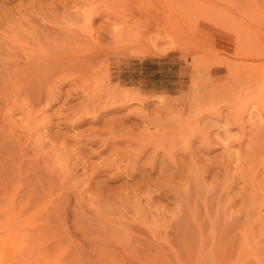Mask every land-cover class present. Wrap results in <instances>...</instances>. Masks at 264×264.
Listing matches in <instances>:
<instances>
[{
    "label": "rangeland",
    "instance_id": "1",
    "mask_svg": "<svg viewBox=\"0 0 264 264\" xmlns=\"http://www.w3.org/2000/svg\"><path fill=\"white\" fill-rule=\"evenodd\" d=\"M117 2L0 0V264H264V0Z\"/></svg>",
    "mask_w": 264,
    "mask_h": 264
},
{
    "label": "bare ground",
    "instance_id": "2",
    "mask_svg": "<svg viewBox=\"0 0 264 264\" xmlns=\"http://www.w3.org/2000/svg\"><path fill=\"white\" fill-rule=\"evenodd\" d=\"M76 0H74V3H75ZM78 1H81V0H78ZM83 1V0H82ZM92 1V0H91ZM97 1V0H96ZM106 1V0H105ZM122 7L119 6L120 9H123L124 8V11H123V14L121 16H119V21H116V20H113V16L111 17L110 16V11L112 9V11L114 10V12L116 11L114 8H112V5L110 7V5L108 6H104V7H101V9H104V11L102 10V13H103V16L106 20V22H108V25H110L111 27V30H110V33H111V39L113 41H119L121 40L123 37H125L126 35H128L131 31V25H129V23L132 21V19L135 17L136 18V15L135 14H132L130 13L129 11V8L132 4V1L133 0H119ZM143 1V0H142ZM149 1V0H147ZM151 1V0H150ZM137 2V1H136ZM72 3V2H71ZM79 3V2H78ZM103 3V2H101ZM100 3V4H101ZM107 3V2H106ZM105 3V4H106ZM109 3V2H108ZM118 3V2H117ZM120 3H118L120 5ZM66 4V3H65ZM81 4V3H80ZM88 4V3H87ZM95 4V2H94ZM93 4V5H94ZM147 4V3H146ZM68 5V4H67ZM84 5V4H83ZM97 5V4H96ZM96 5L95 6H92L91 8H87L85 11H83V13H80L83 14L82 18H84V25L83 26V29L85 27V30L87 31L86 33H88L89 37L90 38L92 36L93 33H91V24H92V19L93 17L95 16V14H97L96 12ZM104 5V4H103ZM85 6V5H84ZM80 7V6H79ZM80 8H85V7H80ZM148 8V7H147ZM71 9V8H70ZM75 9V8H74ZM122 11V10H121ZM78 11L75 12V14H77ZM101 12V10H100ZM113 13V12H112ZM118 14V12H116ZM79 15V14H78ZM80 16V17H81ZM104 20V19H103ZM103 24V23H102ZM155 27V26H154ZM192 27V26H191ZM154 29V28H153ZM156 29H157V24H156ZM83 30V31H85ZM109 33V34H110ZM87 35V34H86ZM97 39V38H96ZM96 39H94L96 41ZM91 40V39H90ZM93 41V42H95ZM99 43V40H97ZM110 43V42H109ZM25 48V46H24ZM27 54V53H26ZM29 54V53H28ZM26 57V56H25ZM30 57V56H29ZM27 57V58H29ZM140 95V94H139ZM140 97V96H139ZM145 101V100H144ZM142 102V101H141ZM11 111V109H10ZM8 112V111H7Z\"/></svg>",
    "mask_w": 264,
    "mask_h": 264
}]
</instances>
